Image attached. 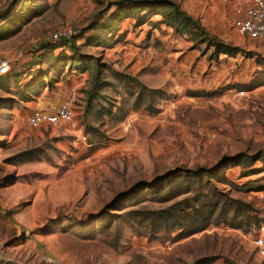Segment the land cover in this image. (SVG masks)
Segmentation results:
<instances>
[{"label": "rangeland", "instance_id": "1", "mask_svg": "<svg viewBox=\"0 0 264 264\" xmlns=\"http://www.w3.org/2000/svg\"><path fill=\"white\" fill-rule=\"evenodd\" d=\"M113 1L120 0H0V57L21 86L0 77V257L16 264L264 262L255 245L264 237V173L244 176L262 163L249 167L246 157L219 165L264 151V86L255 89L264 67L237 77L230 69L217 84L178 53L190 44L161 23L164 10L147 3L155 0L113 6L101 21ZM170 1L196 18L192 10H200L211 34L243 46L234 22L220 27L227 38L213 33L222 15L207 8L227 0ZM66 26L86 30V72L72 54L41 48ZM37 83L31 101L46 92L43 107L23 101ZM69 88L77 94L73 124H28L33 110L55 108Z\"/></svg>", "mask_w": 264, "mask_h": 264}, {"label": "trees", "instance_id": "2", "mask_svg": "<svg viewBox=\"0 0 264 264\" xmlns=\"http://www.w3.org/2000/svg\"><path fill=\"white\" fill-rule=\"evenodd\" d=\"M13 3H15L13 1ZM126 3H131V4H136L137 2L135 0H120V1H113L111 3H109L108 8L106 10V12H101L99 13V18L101 17V21H104L105 18L108 17V13L110 11V9H112L113 6H117V7H122L124 4ZM147 3H152L153 6H158L159 8L163 9L164 11L162 12L165 15V20H162L161 23H166L168 24L170 27H174L176 29V32L184 35L185 37H187L189 40H194L196 41V47H199L200 44H205L207 46L208 49L213 48V53L212 55H218L220 53H225L228 54L230 56H233L235 54H237L238 52H243L246 57H252L254 56L253 52H244V50L240 49L239 47H233L229 44H227L226 42L220 40L217 36L211 34V32L208 30V28L202 23V21L199 18H196L195 16L189 14L187 11H185L181 5L177 2H173L170 0H155L153 2H147ZM147 4V5H149ZM12 6V5H10ZM138 7V6H137ZM157 14V13H154ZM100 21V22H101ZM99 21L92 23L89 28L90 31H94L95 29L99 28ZM138 26L142 25L145 23V21H140L138 22ZM85 31H80L77 33L72 35L69 38H64L60 41H53L52 39L50 41H45L42 45L41 48H43V52H52V53H56V51L58 49H62L63 53H70L72 54V57L74 59V63H77V65L79 64L80 67L84 72H86L87 70H89V66L91 65L90 60V56L82 53L80 51V49L82 48V45H85V42H83L84 44H80L81 41H85ZM86 36H88V34H86ZM75 50H79L80 52H78V54H76L74 51ZM76 56H74V55ZM57 55V54H56ZM97 60V59H96ZM263 62H264V58H262ZM72 61V60H71ZM98 67V66H97ZM100 65L99 68L97 69L98 73H100ZM12 69L4 75H1L0 77H11L15 79V85L20 86L19 84V80L18 78L20 77V75L18 73H12ZM21 89V86L19 87ZM6 90L8 89L9 91L11 90V85L9 84L6 88ZM37 90L36 94H34L33 91ZM39 85L37 83V85L32 86L27 88L26 93L27 95L24 97L20 92H18V94L20 95V97H24L23 101L24 102H29L31 101V99H34L35 96L39 95ZM204 95L208 96V97H214L216 95V92H206ZM197 96H202L198 93ZM1 104V103H0ZM247 157V159L250 160V165L249 167H255L257 162H261L262 163V167L257 168L255 167V172H245V173H249L246 174L244 176H256L259 175L261 173H264V151L260 150L255 154H252L250 156L245 155H239L236 157H227L226 159L222 160V162L219 165H224L225 161L228 159H231V161H233L234 163H240L242 162V160H244ZM242 226L236 225V228H241Z\"/></svg>", "mask_w": 264, "mask_h": 264}, {"label": "crops", "instance_id": "3", "mask_svg": "<svg viewBox=\"0 0 264 264\" xmlns=\"http://www.w3.org/2000/svg\"><path fill=\"white\" fill-rule=\"evenodd\" d=\"M252 2V0H227L225 1L223 4L218 3V6H216V3H212V6L210 4V7L207 8L208 9V14H210V12L212 11V14L214 13V10L216 9V7L219 10L220 15H222V18L220 21H216L213 22L212 25H218L219 28L220 27H225V24H227L228 26H230L231 22H234L235 19L237 18V11L238 9H243L246 8L247 6L250 5V3ZM199 11L200 10H192L193 14L197 16V18H199L201 21H204L203 16L199 15ZM216 23V24H214ZM210 27L208 26V30L210 31ZM236 28V27H235ZM238 29V28H237ZM221 28L220 29H214L213 33L219 35L220 37H222L223 39L227 38L226 37V32H221ZM242 34H244L242 32ZM245 35V34H244ZM183 39V38H182ZM184 40V39H183ZM190 44V50H183L180 51L178 53H181L182 55H184V58H190L191 63H195V74H199V73H204L205 71H208V73L210 74L209 77L211 78V80L213 82H217L219 81V78L223 77H227L228 74V70H232V72H237V74H233L234 77H237L239 74L241 73H245L248 72L249 68L251 69H255V73L258 74L257 72H262V69L264 67V62L263 60H260V58H264V40H254L249 38L247 35H245L243 37V46L239 47L240 49L244 50L246 52H253L254 56L252 57H245L242 55L243 52H238L237 54L230 56L228 54L225 53H220L218 55H212L213 53V48L208 49L207 46L205 44H200L199 47H196V41L194 40H189L186 37V44ZM202 45H204L205 47L203 49H201ZM240 45V44H238ZM211 54V55H210ZM183 57V56H182ZM249 67V68H248ZM250 72V71H249ZM252 73H249V75ZM82 76H84V78L82 76L77 77L79 80L81 79V81H84L85 79V75L81 74ZM252 76V75H251ZM82 77V78H80ZM239 79V78H238ZM236 80V79H234ZM235 83V82H234ZM237 83L243 84L245 82H243L242 80H237ZM215 84V83H214ZM264 86V83H259L255 85V89H261ZM214 89H218V88H214ZM68 94L66 95L69 96L70 93L74 92L73 88H69L67 89ZM206 91H211V90H206ZM44 97L46 98L45 100L48 99V95L45 93H43L39 99L37 100V102L35 101H29L27 103H35V105H38V107H43L44 102H46L44 100ZM65 97V98H66ZM65 98H63L62 100H64ZM235 99V98H234ZM62 100H60L56 105L55 108H52L51 110L48 111H53L57 108V106L62 102ZM225 100V99H224ZM228 100H233L228 98ZM41 105V106H40ZM45 110V109H43ZM3 244H5V240L3 239ZM1 242V240H0ZM0 264H16L15 262L7 259V258H3L0 257ZM259 264H264V262H260Z\"/></svg>", "mask_w": 264, "mask_h": 264}, {"label": "built area", "instance_id": "4", "mask_svg": "<svg viewBox=\"0 0 264 264\" xmlns=\"http://www.w3.org/2000/svg\"><path fill=\"white\" fill-rule=\"evenodd\" d=\"M234 26L241 32L254 40H264V0H252L249 6L238 9ZM77 30L66 26L58 29L52 34L53 41H60L76 34ZM8 60L0 57V76L7 74L11 70ZM244 92H240L243 94ZM77 100L76 92L67 96L53 111L35 109L28 117V124L32 128L51 125L60 126L63 124H73L75 122L74 102ZM86 140V136L82 137ZM255 245L261 254H264V237L258 236Z\"/></svg>", "mask_w": 264, "mask_h": 264}]
</instances>
